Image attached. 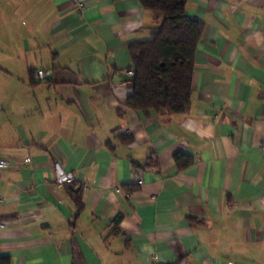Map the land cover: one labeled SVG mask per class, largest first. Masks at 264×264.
Here are the masks:
<instances>
[{"label": "crops", "instance_id": "1", "mask_svg": "<svg viewBox=\"0 0 264 264\" xmlns=\"http://www.w3.org/2000/svg\"><path fill=\"white\" fill-rule=\"evenodd\" d=\"M186 5L205 25L191 109L144 117L129 46L160 21L138 0H0V257L264 264V0Z\"/></svg>", "mask_w": 264, "mask_h": 264}, {"label": "trees", "instance_id": "2", "mask_svg": "<svg viewBox=\"0 0 264 264\" xmlns=\"http://www.w3.org/2000/svg\"><path fill=\"white\" fill-rule=\"evenodd\" d=\"M138 1L160 22L151 29V39L130 43L134 90L124 106L144 117L151 113L186 115L192 106L195 53L205 25L198 18L188 17L186 4L190 0ZM122 139L123 143L132 142L128 137ZM176 159L179 163L181 157L178 155ZM70 194L82 211V197L76 192ZM119 222L120 218L116 225ZM0 264H13V261L3 256Z\"/></svg>", "mask_w": 264, "mask_h": 264}, {"label": "built area", "instance_id": "3", "mask_svg": "<svg viewBox=\"0 0 264 264\" xmlns=\"http://www.w3.org/2000/svg\"><path fill=\"white\" fill-rule=\"evenodd\" d=\"M74 7H75L74 9L78 10L79 12H82L84 8H86V5L84 2L78 1L74 3ZM50 74L51 73L47 71H39V72H36L35 77L37 81L43 82L47 79V77ZM127 74L131 77L134 76L133 70H130ZM27 162L30 163V160H28ZM9 165H10L9 162H7L6 160L0 159V172L7 170ZM55 171H56V182L55 183H57L59 186L66 185L68 183L69 184L73 183L74 181L73 174L67 173L64 170H62L59 164L56 165ZM6 202H7V199L0 196V205L5 204ZM4 227L5 225L0 223V229Z\"/></svg>", "mask_w": 264, "mask_h": 264}]
</instances>
